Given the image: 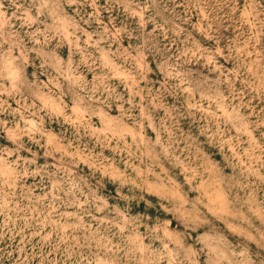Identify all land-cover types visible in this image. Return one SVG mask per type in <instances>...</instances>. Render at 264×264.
Masks as SVG:
<instances>
[{
    "label": "rangeland",
    "instance_id": "1",
    "mask_svg": "<svg viewBox=\"0 0 264 264\" xmlns=\"http://www.w3.org/2000/svg\"><path fill=\"white\" fill-rule=\"evenodd\" d=\"M0 264H264V0H0Z\"/></svg>",
    "mask_w": 264,
    "mask_h": 264
}]
</instances>
